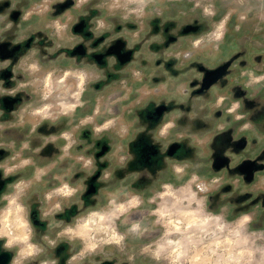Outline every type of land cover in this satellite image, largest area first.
<instances>
[{"label":"rangeland","instance_id":"obj_1","mask_svg":"<svg viewBox=\"0 0 264 264\" xmlns=\"http://www.w3.org/2000/svg\"><path fill=\"white\" fill-rule=\"evenodd\" d=\"M32 3L0 0V26L7 23L4 14L20 23L19 28L14 26L5 33L7 40L0 43V62L11 61L8 69L0 71L4 87L20 82V77L11 81L13 68L19 72L31 59L42 65L35 77L25 78L29 87L23 93L0 97V124L8 127L0 144L11 147L7 141L16 138L18 146L40 123L34 115L39 109L55 114L66 105L83 104L70 118H61L56 127L49 128L52 122L46 120L38 131L59 135L75 129L77 138L90 146L89 155L94 154L98 162L104 157L105 162L98 163L99 170L86 181L81 214L92 209L115 211L109 201L116 193L121 197L116 205L138 201L137 207L106 222L109 232L123 240L119 245L101 244L99 254L118 253L132 264H264V0H150L138 5L140 17H133L135 22L123 30L117 26L110 44L116 47L120 40L131 44L137 33L142 42L134 46V61L106 63L111 73L105 71L102 59L108 52L105 41L109 34L91 43L90 17L80 15L75 0L54 4L48 14L24 22L21 11L30 10ZM58 18L75 36L66 38V46L55 56L45 59L43 52L33 56L30 48L43 49L47 43L41 38L36 44L34 34L42 36L38 30L51 32L49 26ZM156 24L159 29L150 30ZM182 27L193 31L184 32ZM80 36L89 47L82 43L73 49L71 45ZM151 37L159 43H147ZM15 39L23 43L12 46L8 42ZM166 44L171 48L163 56ZM226 61L228 66L211 91L196 93L202 76L197 66L212 67ZM84 68L88 69V81L98 75L102 78L81 84ZM161 104L165 107L156 109ZM237 115L242 118L236 119ZM177 116H182L177 127L166 139L160 138L157 125ZM21 121L23 128L10 127ZM105 124H110L109 130L97 140L91 129ZM242 139L245 143L237 147ZM38 143L34 141L33 146ZM63 144L57 140V146ZM56 151L49 144L41 155L50 157ZM128 154L133 158L120 170L119 155ZM7 155L0 148V159ZM216 155H225L227 163L215 168ZM244 159L256 163L250 180L238 170ZM36 160L48 163L39 156ZM104 171L113 176L100 182ZM12 179L15 177L8 181L0 178V193ZM82 179L84 174L77 173L74 182ZM52 186H37L40 200ZM38 197H33L31 217L38 232L44 233L47 229L39 221ZM76 214L73 206L57 218L70 221ZM245 216L250 219L241 224Z\"/></svg>","mask_w":264,"mask_h":264},{"label":"clouds","instance_id":"obj_2","mask_svg":"<svg viewBox=\"0 0 264 264\" xmlns=\"http://www.w3.org/2000/svg\"><path fill=\"white\" fill-rule=\"evenodd\" d=\"M150 0H75L74 7L79 10L80 15L90 17L87 21L88 32L92 33V41L99 39L101 36L109 34V40L105 43L110 45V40L115 39L112 36L117 26L122 30L129 23H134L140 17L141 9L138 5H146ZM65 0H42V3L37 4L33 0L32 8L28 11H21L20 19L24 22L36 16L46 15L53 11L52 5L64 4ZM15 8V3L13 4ZM98 14L91 15L92 11ZM7 23L0 26V43L7 40L8 31L15 26L20 27L18 21H12L8 14L3 17ZM76 23H79L77 18ZM75 25L73 24L72 27ZM49 27L52 31L47 32L38 30L43 33L42 36L35 35L34 42L40 43L41 38H44L47 43L43 49H29L33 56H39L43 52L45 59L55 56V54L66 46L65 41L69 36H75L70 33V28L67 23H62L58 18ZM126 39V38H125ZM12 46L21 44L23 41L19 39L8 41ZM50 42V43H49ZM142 40L137 33L131 44L126 41V50H130L136 43H141ZM86 44L83 36H80L71 46L74 49L77 44ZM147 43H159L157 38L151 37L147 39ZM28 53L25 54V57ZM21 58V61L25 59ZM11 64L10 60L0 62V71L8 69ZM42 71V65L38 59H31L26 66L21 68L19 72L15 68L12 69L11 81L14 82L20 77V82L14 87H4L5 81L0 79V97L9 96L15 97L18 93H23L29 84L25 83L26 77H35ZM88 69L84 68L80 72V83L85 81L96 83L102 78L98 75L95 80L88 81ZM239 105H234L229 109L232 113ZM76 107L79 105H66L64 110L58 113H51L47 108L37 110L34 115L38 116L40 123L36 124L30 131L28 136H25L19 141L17 146L16 138L7 141L11 147H5L0 144V148L8 152V155L0 159V173L2 179L8 181L10 177H15L10 182L6 183L5 191L0 193V248L4 252L12 253L11 264H60V259L55 256L56 249L62 245H68L70 255L65 261V264H93L91 258L99 255L98 249L101 244H116L119 245L123 240L122 236L115 233H110L108 230L109 220L117 218V213L124 214L131 208L138 206V201L135 199L128 200L125 203L116 205V200L120 199V194L116 193L109 201L110 208L115 206V211H97L86 210L81 214L83 208V196L87 191L88 185L86 181L92 177L98 170V163L105 162L104 157L99 158L89 155L90 146L83 139L77 138L75 129L61 131L59 135L55 132L44 134L38 131L44 121H51L49 128L56 127L58 122L63 117H71ZM2 114V113H0ZM182 116H177L174 120L163 121L157 125L158 136L166 139L170 135V131L177 127L176 121ZM242 117L237 115L236 119ZM87 123V121L82 122ZM24 122H17L11 125L12 128H23ZM110 124H105L100 127L91 129L92 135L98 140L101 139V133L109 130ZM8 131V127L0 124V137ZM144 129H141L143 132ZM47 136V139L42 137ZM57 140H63L64 144L57 146ZM34 141H39L36 146H33ZM49 144H52L58 151L54 152L50 157L42 156V150ZM167 145H165V148ZM79 149V151H74ZM46 159L48 163L39 164L36 157ZM131 154L127 156L119 155V169L127 168L128 163L132 160ZM63 171H57V169ZM31 169V175L24 173ZM77 173H83L84 179L75 180ZM113 176L112 172L104 171L98 178L100 182H107ZM139 177H137L138 179ZM54 182V183H53ZM53 184L47 191L43 199L38 197V185ZM38 197L37 202L40 204L37 207L39 213V221L46 224L44 233H40L34 225L31 214L33 211V197ZM73 206L77 209V214L72 216L70 221L58 219V215H62L66 210H70ZM249 217L245 216L241 224L247 223ZM136 226H133L135 230ZM239 235V233H237ZM78 245V246H77ZM53 255H49V252Z\"/></svg>","mask_w":264,"mask_h":264},{"label":"flooded vegetation","instance_id":"obj_3","mask_svg":"<svg viewBox=\"0 0 264 264\" xmlns=\"http://www.w3.org/2000/svg\"><path fill=\"white\" fill-rule=\"evenodd\" d=\"M82 26V25H81ZM151 29L150 30H158V26L157 24L154 25L153 27H150ZM167 28V27H166ZM182 30H183V27H182ZM184 31V30H183ZM187 31H193L192 29L191 30H186L184 32H187ZM77 32V31H75ZM169 42L168 43H172L173 42V37L171 36L170 39H168ZM113 44L111 43L109 46H108V52L106 53V55H102V59H103V62H104V66H106L105 68V71H107L108 73H111L112 69L111 67H107L106 63H109L110 62H115L116 64L117 63H121V64H125V63H129V62H132L134 61L133 58L135 56V53L137 50H135L134 47H132L130 50H126L125 49V46H126V42L123 41V40H120L116 47L115 46H112ZM163 49H162V55L164 56L166 53L168 54V51L169 49L171 48L170 46L171 45H163ZM166 50V52H164ZM171 54V52L169 53ZM105 56V57H104ZM104 57V58H103ZM129 59V60H128ZM202 65V64H200ZM205 66V65H203ZM217 65H214L212 67H215ZM198 70L202 72V76L200 78V84H199V87L196 89V93H202L203 91L207 90L210 88V91H211V87L213 85L214 82H212L208 87H205L203 89H201V81H202V77H203V70H201L199 68V65L197 66ZM208 68H211V67H208ZM114 69V68H113ZM115 75V74H114ZM243 140V143H245V140ZM242 142H237L236 145L237 147H239ZM156 163L158 164L157 166H160L159 164V159L156 160ZM213 163V162H212ZM1 244V243H0ZM2 252H4L2 250V248H0V258L2 257ZM49 255H53V253L50 251L49 252ZM70 255V251H69V248H68V245L66 244H62L60 245L57 249H56V252H55V256L58 257L60 259V264H65V261L66 259L68 258V256ZM7 260H3V262L0 260V264H11V259H12V253H9L7 252ZM93 260V264H132V261L126 257H123L121 256V254H115V253H112L110 255H103V254H99L97 255L96 257H93L92 258Z\"/></svg>","mask_w":264,"mask_h":264},{"label":"water","instance_id":"obj_4","mask_svg":"<svg viewBox=\"0 0 264 264\" xmlns=\"http://www.w3.org/2000/svg\"><path fill=\"white\" fill-rule=\"evenodd\" d=\"M228 63L229 62L226 61V62L220 63L217 66L211 67V68L205 67L203 65H199V68L203 70L201 89L208 87L212 82L217 80L225 72L228 66ZM163 107L165 106L161 104V105H158L156 109L161 110L163 109ZM240 142L243 143V140H241ZM226 163H227V157L225 155H216L213 159L212 164L215 168H220L224 166ZM255 168H256L255 160H251V159H244L238 165V170L246 174L245 176L247 180L251 179ZM6 258H7V252H2V257L0 258V260L3 262V260H7Z\"/></svg>","mask_w":264,"mask_h":264}]
</instances>
